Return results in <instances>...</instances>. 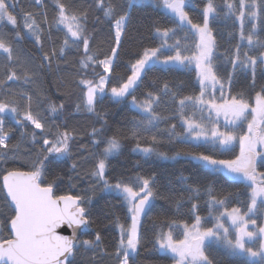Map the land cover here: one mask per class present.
<instances>
[{
  "label": "snow or ice",
  "instance_id": "1",
  "mask_svg": "<svg viewBox=\"0 0 264 264\" xmlns=\"http://www.w3.org/2000/svg\"><path fill=\"white\" fill-rule=\"evenodd\" d=\"M227 13L239 21V40L247 41L249 48H258V55L242 50L238 42L235 48L225 55V60L232 65L226 77H221L217 71L215 60L216 40L210 27V19L219 14L214 0H206L202 8V23L194 22L185 8L186 0H153L157 8L165 10L172 19L174 27L154 26L156 35L161 42L154 47H146L137 54L134 62L128 66L124 75L116 83H112L109 73H115L114 58L118 53L122 35L130 18L128 11L121 14L114 0H93L88 8L75 7L65 4L63 0H55L56 16L49 27L63 26L66 35L59 49L64 54L65 47L83 44L84 56L81 67L89 65L102 67L103 74H97L98 79H81L82 103L77 108L84 107L90 113H95L100 127L91 130L93 150L89 151L88 159L92 167L88 175L93 181L89 191L115 192L126 205L127 219L121 222L119 216L114 223L119 232L116 244L115 258L118 264H135V256L141 246L140 228L142 216L151 211L152 201L160 193L156 187L155 173L144 175L120 176L115 182L108 176L110 157L120 153L123 141L134 140L135 150L144 156L156 155L162 159L187 156L208 167L213 172H223L233 180L247 182L249 188L247 211L240 207L227 208L231 194L219 197L213 186L207 188L209 197L208 207L212 215L213 206L224 207L225 211L213 216L215 221L211 227L205 226V218L196 214L198 203H191L193 223L177 224L171 221L168 231L155 232L154 244L162 254H171L173 264H222L210 253L212 245L223 249L226 256L246 257L245 264H264V224L258 225L256 219L249 214L264 213V171L257 170L258 159L264 166V152L258 150V145L264 147V86L255 92L254 97L246 98V93L233 95L231 85L237 71L250 70L252 83L255 84L256 70L259 64H264V39L256 35L258 27L264 26V0H223ZM39 5L41 0H35ZM132 7L133 0H127ZM15 0H0V22L6 21L16 29L14 36L0 32V52L6 54L8 66L5 78H0V87L7 88L9 81L24 80L25 83H35L39 75V67L25 60L14 48V41L22 39L19 31V20L14 14ZM89 8L103 13L104 18L112 21L116 46L111 48V55L98 59L90 51V35L87 28ZM251 20V28L245 31V19ZM260 21V24L257 23ZM44 24H48L45 15ZM23 28L34 38L37 45L42 46V26L32 13H25ZM188 35L191 31L196 37L195 48L189 50L181 47L180 39L173 43L169 40L177 35V30ZM57 52L44 53L43 61L50 67ZM195 64L199 83L198 95H185L178 101L179 116L183 123V131L177 132L172 124L165 131L167 142L187 144L188 147L175 152L169 157L166 152L157 150V146L165 142V138L157 129L158 124L167 117L162 116L157 107L163 96L171 94L175 101L178 93L173 90L168 81L156 79L152 86L141 94L136 95L143 76L151 70L152 64L165 67L170 65L190 66ZM112 86L109 88L108 85ZM217 86L218 89H217ZM228 89L226 92L225 89ZM211 89V93H209ZM220 95H216V91ZM8 99H0V162L7 163L9 159H19L9 142V132L5 130V116L11 114L16 125L27 129L31 125V142L38 145L35 159L27 169L14 167L0 169V202L8 209L6 221H0V264H76V256L81 248L90 249L99 246L101 235L96 233L95 239L80 240V230H87L93 223L89 204L92 196L81 194H57L59 173L53 171L52 178L46 181L50 168L56 160L71 158V141L74 132L60 124L48 125L42 122L39 113L32 111L33 96L27 92H6ZM105 98L115 105L124 101L132 106L137 115L125 117L124 123L112 129L107 120L108 112L97 111L96 105L103 104ZM130 98V99H129ZM43 99H46L44 97ZM20 101H26L21 106ZM191 104L200 110V119L195 120L185 113V108ZM48 111L57 113L63 109V104L57 106L48 103ZM221 117L223 124H221ZM249 117H251L249 119ZM247 130L238 134L237 129L243 123ZM211 127H208V124ZM39 130V131H36ZM110 132V134H109ZM29 133H22L24 135ZM151 144L141 147L142 141ZM239 142V154L232 159L219 158L217 153L224 154L232 151L234 142ZM42 141V143H41ZM104 146L101 148L100 145ZM84 147L83 145L81 146ZM204 151H201V148ZM11 153V156L9 155ZM79 167L73 162L72 169ZM187 182L188 178H183ZM73 188L76 186L73 185ZM187 191L199 193V185H187ZM189 199H194L191 195ZM177 210L182 206L177 200ZM227 217L232 228L225 226L222 218ZM249 225L252 230H249ZM182 226L183 238L174 236L173 229ZM71 229V235L61 234L60 229ZM234 229V231H233Z\"/></svg>",
  "mask_w": 264,
  "mask_h": 264
},
{
  "label": "trees",
  "instance_id": "2",
  "mask_svg": "<svg viewBox=\"0 0 264 264\" xmlns=\"http://www.w3.org/2000/svg\"><path fill=\"white\" fill-rule=\"evenodd\" d=\"M139 1V2H138ZM65 4L75 7L83 6L88 8L93 4V0H63ZM118 7V11L122 14L123 11L130 13V18L127 21V26L122 35L121 44L118 48V53L114 58L115 73L106 74L111 77L112 83H116L118 78L125 74L131 62H134L138 53H141L146 47L157 46L161 39L154 31L155 25L161 27H174L172 19L166 14L162 8H157L153 0H133L132 7H128L127 0H114ZM206 0H194L191 4H186L185 8L194 22L202 23V8ZM238 2V0H237ZM12 3V0H9ZM218 7L219 14L210 19V27L213 31V36L216 40L217 47L215 49L214 64L221 77H226L231 71L232 65L225 60V55L229 54L239 42L242 50L249 51L252 55H258V48H249L247 41L239 40L240 24L236 17L228 14L224 7L223 0H214ZM55 0H41L37 5L35 0H15L14 14L19 20V31L22 34V39L14 41V48L25 60L29 61L33 66L39 67L42 63L45 65L39 68V75L35 83H25L23 79L19 81H9L7 88L0 87V99H8L6 92L24 91L33 96L32 111L39 113L42 122L48 125L60 124L63 130L65 127L74 132V140L71 141V158L56 160L51 168L50 174L45 182L52 178L53 171L59 173L57 180V194H81L92 196V201L88 205L91 209L93 223L89 227V232L81 237L84 239H95L96 233L101 235L99 246L90 249L81 248L76 256V264H118L115 258L116 244L119 239V232L114 223L117 216L121 222L126 219L130 223V218L127 216L126 205L115 192L100 191L97 189L93 195L89 191V185L93 182L88 175L92 167V161L88 159L89 151L93 150L91 130L95 127H100V122L97 121L95 113H90L86 108H77L78 104L82 103V85L79 84L81 79H98L97 74H103L102 67L98 65H89L88 68L81 67V59L84 56L82 42L77 48L75 45L65 47L64 54L59 53V49L63 44L66 32L57 26L49 27V24L56 16ZM25 13H32L36 20L42 26V46L35 43L34 38L23 28ZM45 15L48 19V24H44ZM251 20L246 17L245 31L251 28ZM260 24V21H257ZM88 33L90 35V51L96 55L98 59H103L105 56L111 55V48L116 46L114 38V28L112 21L104 18L103 13L89 8L87 20ZM16 29L6 21L0 22V32L7 33L10 37L14 36ZM256 35L260 39H264V26L258 27ZM175 39H180L181 47L189 50L195 48L197 37L189 31L185 35L184 31L177 30V35L173 36L169 43H173ZM56 50L57 55L52 60L51 66L43 61L44 53H51ZM8 66L6 54L0 52V78H5V71ZM163 66L160 64H152L151 70L143 76V81L136 91V95L141 96L153 84V81H168L174 91L178 93L175 101L171 94L163 96L157 111L166 120H162L157 129L165 138V142L157 146L160 152H166L169 157H174L175 152L188 147V145L180 143L167 142L166 129L170 125H176V131H183V123L179 116L178 101L185 95H198L199 83L196 75L194 63L190 66ZM112 85L109 84L110 88ZM261 86H264V64H259L255 75V84L252 83V74L250 70L237 71L231 85V93L233 95L241 92L246 93V98L254 97L255 92L259 91ZM219 86H217L218 89ZM225 91L228 89L226 87ZM211 93V89H209ZM216 95L220 92L217 90ZM46 97V99H43ZM130 99V98H129ZM23 106L26 101H20ZM48 103H55L57 106L63 104V109L57 113L48 111ZM97 111L108 112L107 120L112 129L121 126L124 123L125 117L137 115V112L132 108L128 101L122 102L120 105L111 103L105 98L103 104L96 105ZM185 113L192 116L193 119H200V110L189 104L185 108ZM221 124L223 118L221 117ZM246 122L237 129L238 134L247 130ZM5 130L11 129L9 134V142L15 146L19 144L18 149H14L19 159H9L7 163L0 162V169H9L14 167H22L27 169L30 162L35 159L38 145H33L31 142L30 132L31 125L27 129L16 125L11 114L5 116ZM211 127V124H208ZM39 131V130H36ZM29 133L24 135L22 133ZM110 134V132H109ZM238 141V140H237ZM234 143L232 151L216 155L219 158L232 159L239 154ZM42 143V141H41ZM136 142L134 140L123 141L120 153L110 157V166L108 168V176L115 182V178L120 176L134 175L142 173L151 175L155 173L156 187L160 195L153 200L151 211L142 219L140 228L141 246L138 254L135 256V264H173L170 255H165L159 252L158 246L154 244L155 232L160 230V224H163V230L168 231L167 225L171 221H176L177 224L187 222L193 223L194 216L192 215L191 203H198V215L205 218V226L211 227L215 222L213 216L225 211L224 207L213 206L212 215L208 207L209 197L207 188L213 186L217 195L222 197L231 194L227 201V208L240 207L242 212L247 211L249 188L247 182L242 180H233L230 176L223 172H213L208 167L202 166L200 162L191 159L187 156H175V158L162 159L156 155L149 157L144 156L139 150H133ZM151 144V141H142L141 147ZM84 146L83 148L81 146ZM104 145L101 144L102 148ZM204 151L202 147L200 149ZM11 156V153L9 154ZM77 162L79 167L76 170L72 169L73 162ZM264 171V167L259 169ZM187 177V182L184 181ZM199 185L201 191L197 193H189L187 185ZM76 187L73 188L72 186ZM194 199L190 200L189 196ZM177 200L181 201L182 206L177 210ZM2 205V202H0ZM264 213L255 214L254 218L258 225H261ZM8 218V209L0 206V221H6ZM226 218L222 220L225 225H228ZM174 236L182 238V229L176 227L173 229ZM210 253L217 259L222 261V264H245L246 257L241 256H226L223 249L215 245L210 247Z\"/></svg>",
  "mask_w": 264,
  "mask_h": 264
},
{
  "label": "rangeland",
  "instance_id": "3",
  "mask_svg": "<svg viewBox=\"0 0 264 264\" xmlns=\"http://www.w3.org/2000/svg\"><path fill=\"white\" fill-rule=\"evenodd\" d=\"M139 2V1H138ZM186 6V5H185ZM164 10V9H163ZM60 28L62 29V30H64L65 32H66V29H64L63 28V26H60ZM195 65V64H194ZM173 66H178V65H173ZM179 67H182V66H179ZM251 117H249V119H250ZM246 128H247V125H246ZM235 143V142H234ZM236 146H237V148H238V150H239V142L237 141V143H236ZM257 147H260L259 145L257 146ZM250 215V217L252 218V219H255L254 218V216L255 215H253V214H249ZM225 220H227V222H228V225L226 224L225 226L226 227H229L230 229L232 228V226H231V222L227 219V217L225 216ZM258 224V223H257ZM261 224H264V215H263V218H262V222H261ZM249 227V230H252V226L251 225H249L248 226ZM181 229H182V238H183V228H182V226H181ZM233 231H234V229H233ZM160 252V251H159ZM161 253V252H160ZM168 255H170L171 256V254H168Z\"/></svg>",
  "mask_w": 264,
  "mask_h": 264
},
{
  "label": "water",
  "instance_id": "4",
  "mask_svg": "<svg viewBox=\"0 0 264 264\" xmlns=\"http://www.w3.org/2000/svg\"><path fill=\"white\" fill-rule=\"evenodd\" d=\"M194 0H186V4H191ZM145 216H142V219L144 218ZM89 228L85 231V230H80L79 231V234H78V238L81 239V237L88 233L89 232ZM61 231V234H64V235H71V229H67V228H62L60 229Z\"/></svg>",
  "mask_w": 264,
  "mask_h": 264
},
{
  "label": "flooded vegetation",
  "instance_id": "5",
  "mask_svg": "<svg viewBox=\"0 0 264 264\" xmlns=\"http://www.w3.org/2000/svg\"><path fill=\"white\" fill-rule=\"evenodd\" d=\"M258 150L261 152H264V147H258ZM262 167H264V166H261V162L258 159L257 170L260 171L259 169Z\"/></svg>",
  "mask_w": 264,
  "mask_h": 264
}]
</instances>
